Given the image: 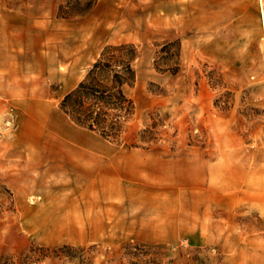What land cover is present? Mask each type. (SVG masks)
I'll list each match as a JSON object with an SVG mask.
<instances>
[{"label": "rangeland", "instance_id": "obj_1", "mask_svg": "<svg viewBox=\"0 0 264 264\" xmlns=\"http://www.w3.org/2000/svg\"><path fill=\"white\" fill-rule=\"evenodd\" d=\"M260 1L96 0L64 15L68 0H0V264H264ZM123 41L138 47L136 112L116 141L60 101ZM167 41L177 71L156 67ZM38 115L43 134L100 141L127 172L40 153Z\"/></svg>", "mask_w": 264, "mask_h": 264}, {"label": "trees", "instance_id": "obj_2", "mask_svg": "<svg viewBox=\"0 0 264 264\" xmlns=\"http://www.w3.org/2000/svg\"><path fill=\"white\" fill-rule=\"evenodd\" d=\"M96 0H68L60 6L62 14L71 15L89 10ZM160 51L166 54L157 59L158 69L177 71L179 67V45L177 41H167ZM138 47L134 42L123 41L108 43L98 57L87 68L83 78L69 91L61 101L60 107L77 124L95 130L104 137L116 141L126 138L127 123L136 112L134 98L128 88L137 81L135 59ZM170 61V62H167ZM154 130L144 128L138 140L132 146H141L154 138ZM48 247H37L35 253L44 254ZM12 259L7 264H26Z\"/></svg>", "mask_w": 264, "mask_h": 264}, {"label": "crops", "instance_id": "obj_3", "mask_svg": "<svg viewBox=\"0 0 264 264\" xmlns=\"http://www.w3.org/2000/svg\"><path fill=\"white\" fill-rule=\"evenodd\" d=\"M40 153L67 159L71 164L72 171L81 173H118L127 172L113 157H109L114 151L104 146L100 141H86L81 138L69 141H61L56 147L43 150L44 148L35 144ZM115 152V151H114ZM111 159L112 164H106V160Z\"/></svg>", "mask_w": 264, "mask_h": 264}, {"label": "bare ground", "instance_id": "obj_4", "mask_svg": "<svg viewBox=\"0 0 264 264\" xmlns=\"http://www.w3.org/2000/svg\"><path fill=\"white\" fill-rule=\"evenodd\" d=\"M259 10H260V15L264 23V2L263 0L260 1ZM36 119L39 120V129L37 128L38 131L34 133L32 136L33 139L36 141L35 143L39 145L40 147L44 148L43 150H49V149L56 147L61 142V140H58L57 136L54 138L50 134H46V133L43 134L46 126L48 128V126L51 124L48 121V116L38 115L36 116ZM60 128H64V126H60ZM35 130L36 128H34V131Z\"/></svg>", "mask_w": 264, "mask_h": 264}]
</instances>
